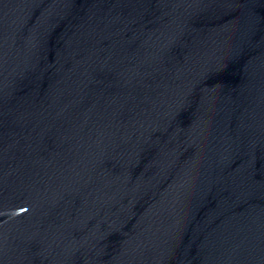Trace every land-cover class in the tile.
Listing matches in <instances>:
<instances>
[{"label":"water","instance_id":"95a60500","mask_svg":"<svg viewBox=\"0 0 264 264\" xmlns=\"http://www.w3.org/2000/svg\"><path fill=\"white\" fill-rule=\"evenodd\" d=\"M0 264H264V0H0Z\"/></svg>","mask_w":264,"mask_h":264}]
</instances>
